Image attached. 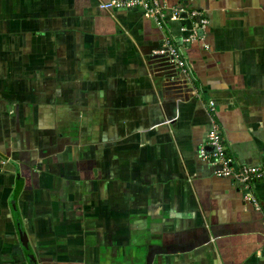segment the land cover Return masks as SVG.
Returning a JSON list of instances; mask_svg holds the SVG:
<instances>
[{"label":"crops","instance_id":"0c3cea01","mask_svg":"<svg viewBox=\"0 0 264 264\" xmlns=\"http://www.w3.org/2000/svg\"><path fill=\"white\" fill-rule=\"evenodd\" d=\"M109 1L0 0V264H264V179L256 207L198 151L215 119L264 162V0Z\"/></svg>","mask_w":264,"mask_h":264},{"label":"built area","instance_id":"2783aa9c","mask_svg":"<svg viewBox=\"0 0 264 264\" xmlns=\"http://www.w3.org/2000/svg\"><path fill=\"white\" fill-rule=\"evenodd\" d=\"M108 6L115 8H135L140 9L142 13L154 19L159 25L165 26L166 21V2L161 0H110ZM185 13L187 17L194 21L190 37L198 35L199 29H204L208 24V17L200 10H185L180 6L171 7L170 19H179L181 14ZM188 40V38L186 39ZM156 55L167 57L176 67L186 75L190 76L187 63L180 53L176 41L170 35L162 38L156 48L152 50ZM214 101H207V107L214 109ZM172 118L167 121H171ZM206 146H212L213 150L208 152ZM199 154L207 159L214 166V174L220 177H228L241 183L243 196L258 207L256 197L251 193V187L256 181L264 179V162L259 164L240 163L230 152L220 124L211 119L210 126L205 135L203 143L199 146ZM260 251L264 253V242L261 244Z\"/></svg>","mask_w":264,"mask_h":264},{"label":"water","instance_id":"95a60500","mask_svg":"<svg viewBox=\"0 0 264 264\" xmlns=\"http://www.w3.org/2000/svg\"><path fill=\"white\" fill-rule=\"evenodd\" d=\"M206 149L209 151H212L213 147L212 146H206ZM19 191H20V184H17L13 195L10 197V204L12 205V207L16 206V200H17V195H18Z\"/></svg>","mask_w":264,"mask_h":264}]
</instances>
